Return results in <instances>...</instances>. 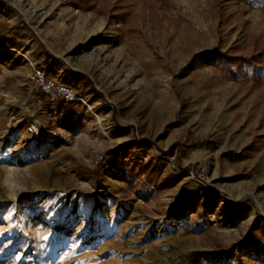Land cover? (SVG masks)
Here are the masks:
<instances>
[{
	"label": "rangeland",
	"instance_id": "374dc122",
	"mask_svg": "<svg viewBox=\"0 0 264 264\" xmlns=\"http://www.w3.org/2000/svg\"><path fill=\"white\" fill-rule=\"evenodd\" d=\"M262 47L264 0H0V264H264Z\"/></svg>",
	"mask_w": 264,
	"mask_h": 264
},
{
	"label": "built area",
	"instance_id": "2783aa9c",
	"mask_svg": "<svg viewBox=\"0 0 264 264\" xmlns=\"http://www.w3.org/2000/svg\"><path fill=\"white\" fill-rule=\"evenodd\" d=\"M30 81L42 93L50 95L52 99L56 95L62 97L66 102H74L76 100L75 94L71 88L66 86L63 82H55L39 69H33L30 75ZM79 101H81L80 98Z\"/></svg>",
	"mask_w": 264,
	"mask_h": 264
},
{
	"label": "trees",
	"instance_id": "16d2710c",
	"mask_svg": "<svg viewBox=\"0 0 264 264\" xmlns=\"http://www.w3.org/2000/svg\"><path fill=\"white\" fill-rule=\"evenodd\" d=\"M223 65L227 68V71L232 75L235 76L237 68L241 64H246L250 70H251V78L253 82H256L260 76L259 73L261 72V67L259 66L260 64H264V47L259 49L256 53H253L250 56H225L221 57ZM236 63V68L232 69L229 67L230 64H235ZM262 76V75H261Z\"/></svg>",
	"mask_w": 264,
	"mask_h": 264
},
{
	"label": "bare ground",
	"instance_id": "6f19581e",
	"mask_svg": "<svg viewBox=\"0 0 264 264\" xmlns=\"http://www.w3.org/2000/svg\"><path fill=\"white\" fill-rule=\"evenodd\" d=\"M85 105H86V102L84 103ZM87 106V105H86ZM88 107V106H87ZM89 108V107H88ZM95 117H97V116H95Z\"/></svg>",
	"mask_w": 264,
	"mask_h": 264
},
{
	"label": "crops",
	"instance_id": "0c3cea01",
	"mask_svg": "<svg viewBox=\"0 0 264 264\" xmlns=\"http://www.w3.org/2000/svg\"><path fill=\"white\" fill-rule=\"evenodd\" d=\"M87 103V102H86Z\"/></svg>",
	"mask_w": 264,
	"mask_h": 264
}]
</instances>
